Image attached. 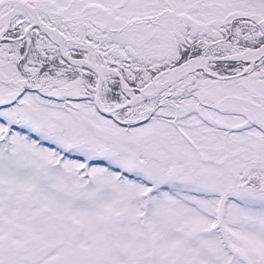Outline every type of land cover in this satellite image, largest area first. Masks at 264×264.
<instances>
[{"label": "snow or ice", "instance_id": "1", "mask_svg": "<svg viewBox=\"0 0 264 264\" xmlns=\"http://www.w3.org/2000/svg\"><path fill=\"white\" fill-rule=\"evenodd\" d=\"M0 264H264V0H0Z\"/></svg>", "mask_w": 264, "mask_h": 264}]
</instances>
